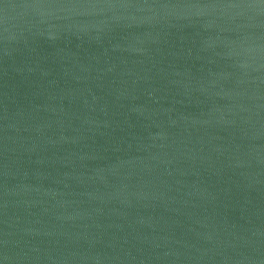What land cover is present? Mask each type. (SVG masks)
<instances>
[{"label": "water", "instance_id": "95a60500", "mask_svg": "<svg viewBox=\"0 0 264 264\" xmlns=\"http://www.w3.org/2000/svg\"><path fill=\"white\" fill-rule=\"evenodd\" d=\"M0 264H264V0H0Z\"/></svg>", "mask_w": 264, "mask_h": 264}]
</instances>
